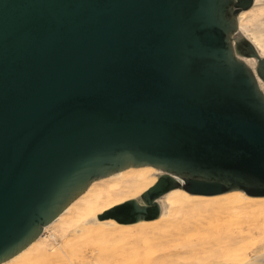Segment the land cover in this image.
Returning <instances> with one entry per match:
<instances>
[{
	"label": "water",
	"instance_id": "obj_1",
	"mask_svg": "<svg viewBox=\"0 0 264 264\" xmlns=\"http://www.w3.org/2000/svg\"><path fill=\"white\" fill-rule=\"evenodd\" d=\"M253 3L0 0V264L131 167L161 174L99 219L155 220L176 188L264 197V56L238 30Z\"/></svg>",
	"mask_w": 264,
	"mask_h": 264
},
{
	"label": "bare ground",
	"instance_id": "obj_2",
	"mask_svg": "<svg viewBox=\"0 0 264 264\" xmlns=\"http://www.w3.org/2000/svg\"><path fill=\"white\" fill-rule=\"evenodd\" d=\"M238 25L239 32L254 45L261 56H264V0H254L251 8L242 11L238 17ZM245 60L253 69L255 68L254 58ZM258 80L264 92V82L260 78ZM159 174L161 172L152 166L131 167L94 181L87 191L44 228L37 240L1 264H29L35 258L46 256L61 261L68 255H78L83 246L94 238L115 237L127 240L129 237L132 239V236L146 235L176 238L180 233L179 219H185L186 215L196 216L200 212L212 214L211 212L222 211L230 214L233 219H237L242 212H248L264 219V197L249 196L242 190L203 196L190 194L181 188L171 190L158 200L161 214L155 220L122 224L113 218L99 219V215L105 211L128 200L139 198L156 183ZM181 227L182 230L186 228L185 225ZM245 251L239 250V254L213 264H264V249L253 253ZM75 259L79 260L77 264H82V258Z\"/></svg>",
	"mask_w": 264,
	"mask_h": 264
},
{
	"label": "rangeland",
	"instance_id": "obj_3",
	"mask_svg": "<svg viewBox=\"0 0 264 264\" xmlns=\"http://www.w3.org/2000/svg\"><path fill=\"white\" fill-rule=\"evenodd\" d=\"M211 213L179 219L180 233L176 238H94L74 256L82 258V264H213L239 254V250L253 253L264 249V219L248 212L235 220L222 211ZM183 225L186 228L182 230ZM72 256L61 261L49 256L35 258L29 264H77L79 260Z\"/></svg>",
	"mask_w": 264,
	"mask_h": 264
}]
</instances>
